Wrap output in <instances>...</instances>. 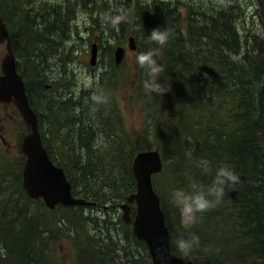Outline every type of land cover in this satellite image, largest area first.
I'll list each match as a JSON object with an SVG mask.
<instances>
[{"label":"trees","instance_id":"1","mask_svg":"<svg viewBox=\"0 0 264 264\" xmlns=\"http://www.w3.org/2000/svg\"><path fill=\"white\" fill-rule=\"evenodd\" d=\"M22 1L31 6L34 0H15L17 11ZM258 4V10L249 16L245 15L242 6L214 0L195 2L189 5L184 15L178 9L172 15L170 10L165 11L169 22L167 30L172 36L160 50L159 58L164 65L160 79L171 86V91L163 97L155 96L156 103L150 115L156 139L150 145L145 136L136 137L134 145L130 147V137L120 130L123 115L116 91L110 93L107 104L97 105L92 99L86 103L83 97L77 98L75 95L74 101L72 96L63 101L58 96L48 95L50 88H45L48 84L43 74L37 75L33 86L20 72L26 78L27 93L39 122V107L34 105L31 98L36 92L41 91L52 100V112L56 111L57 115L64 112L62 132L53 130L57 128L56 124L51 128L52 138H48L60 145L61 154L63 148L72 145L73 155L69 157L73 163L81 164L77 167V179L83 189H77L71 172L57 162L58 155L45 143V134L40 132L43 145L51 161L63 168L73 196L96 203V206H58L50 210L43 202V210H49L51 214L60 213L62 218L58 225L71 228L73 233V255L67 264L152 263L146 244L136 239L132 226H127L123 233L117 232L119 246L118 241L110 240V228L100 224L106 221L105 218L98 220L89 214L84 215V210L101 209L99 206L106 201V196L104 198L100 191L95 190L93 184L96 181L109 184L107 187L115 192L117 199L126 201L136 190L133 160L139 151L152 147L160 149L163 159V171L160 176L153 177V184L155 190L161 192L160 178L166 179L167 194L164 196L161 192L158 195L171 241L175 240L171 217H175L178 227H185L180 221L179 210L170 203L171 191L186 188L190 178L205 184L210 182L211 178L201 173L205 162L210 163L213 169L227 164L240 176L241 183L234 191H229L222 205L203 214L195 225L186 227L190 228L189 234L195 233L200 237V250L205 247L211 249L200 262L194 258L192 261L195 264H264V33L253 34L250 29L256 27L257 21L264 26V0H258ZM22 14L31 21L32 10H24ZM0 15L7 16L1 11ZM135 16L140 30L135 32L131 30L132 27L125 28L126 23L123 22V35L144 34L140 15ZM53 17L55 22H62L58 9H54ZM243 21L247 28L243 26ZM11 38L18 57L22 53L21 39ZM40 50L43 49L36 50V58L42 63L39 73H44L49 52L44 50L43 54H39ZM112 58L110 54L109 67L102 72L96 84H99L97 91L105 95L108 82L110 85L114 83L111 76ZM49 85L55 87L58 83ZM59 88L62 89V86ZM92 91L90 88L89 92ZM51 122L58 121L55 118ZM122 135L128 139L129 146L128 150L124 148L127 152L124 161L116 165L123 155V150L118 148L116 154L109 155L104 162L97 154L95 145L100 147L112 141L121 145ZM95 178L96 181H90ZM20 186L23 188L22 178ZM22 190L24 194L19 192L16 199L7 196L0 203V264H63L55 257L53 250L58 244V234L50 231L49 226L25 204L26 200H39H32L28 196L23 198L26 191L24 188ZM76 213L82 220L79 226L69 218L70 214ZM132 215H135V208ZM88 220L96 226L95 236L89 231L86 234L74 232L73 228H82ZM230 221V227L225 228ZM79 238L83 242L77 243ZM171 247L172 252L178 255L173 243ZM115 253H119V257Z\"/></svg>","mask_w":264,"mask_h":264},{"label":"rangeland","instance_id":"2","mask_svg":"<svg viewBox=\"0 0 264 264\" xmlns=\"http://www.w3.org/2000/svg\"><path fill=\"white\" fill-rule=\"evenodd\" d=\"M152 1L153 0H34L31 6H28V3L22 1L19 11H17V3L15 0H0V11L7 15H3V18L7 23L11 36H14L16 39H21L20 48L22 53L17 57L20 71L26 75L33 86L34 81L36 82L37 80L38 74H43L47 78L48 85L55 82L58 83L55 87L49 85V96H58L63 101L72 96L71 98L74 101L75 95L77 98L83 97V101L86 103L90 102L91 96L93 93H96L99 88V84L96 85L97 81L102 72L106 71L109 67V57L110 54L112 55L111 76L114 77V83L110 85V82H108L109 88L107 97L109 100L110 93L112 94L114 91L118 93L117 99L121 102V113L123 115V124L120 130L130 137L132 142L130 147H132L136 137L145 138V136H147L148 145H150V142L153 143L154 139H156L155 126L153 125L152 116L150 115V110L156 103L155 96H150L144 92L142 85L145 79L144 73L136 64V56L141 51H145L146 40L144 34L137 33L135 37L137 39L138 50L131 51L128 43V37L130 35H123L121 32V25L123 22L118 28L112 27L110 24L103 23L101 16L108 14L111 10L119 11L124 14L126 18L124 20L126 23L124 27H132L133 29L131 30L137 32L140 28L137 26L135 15H140L143 9H151L150 5ZM200 1L207 2L208 0H163L161 2L166 10H170L171 15L174 14L176 9L184 15L187 13V8L190 7L189 5H194L195 2ZM214 1L217 3H234L236 6H242L247 16L252 15L259 7L258 0ZM54 9H58L61 13L62 22L54 21ZM14 10L16 13H14ZM24 10H32L31 21L27 20L24 14H22ZM32 21H34V23ZM242 24L247 28L246 22L243 21ZM49 27L50 29H48ZM250 29L253 34L264 33V26L260 24L259 21L256 22V27H250ZM118 38L120 40H118ZM40 39L41 42H39ZM93 43H97L99 47V61L95 66L90 64L91 46ZM4 46H0L1 58L8 54V50ZM119 46L125 48L126 54L123 63L116 66L114 52ZM36 47L38 49H36ZM41 48L43 50H40L39 54H43L44 50L45 52H49L44 73H39L42 63H39V59L36 58V53L38 52L36 50ZM34 54L35 57H33ZM108 78L110 81L109 75ZM61 86L62 89L59 88ZM36 88L37 91H39V88ZM90 88L91 90L93 89V91L95 89V92L92 91L90 93ZM31 98L34 105L39 107L38 109L41 114L39 129L41 133L45 134L43 136L46 141L45 143L51 146L56 156H59H57V162L65 165L71 172L77 183V189H83V186H79L77 179V167H80L81 164L73 163L69 157L70 154L73 155V153H71L72 145L68 144L67 147L63 148L61 154L60 145L48 138H52L51 128L56 124H58V126L53 130L59 131L60 133L62 132L65 125L64 112H60L58 115L56 111L52 112V100L41 91H39V93L36 92L35 96ZM0 112H3L7 116L2 118L0 114V121L3 119V122H0V203H3L7 196L16 199L20 195L19 192L24 194L20 183L26 155L21 152V142L24 135L26 133L28 134L31 129L19 112H11L9 107H0ZM55 118L58 122L52 123V119ZM77 127L78 125L74 127L75 131ZM68 131L70 135V127H68ZM122 138L121 145L117 144L116 141L102 144L100 147L95 145L94 148L97 149V154L103 161L109 155H115L119 149L123 150V155L116 165H120V163L124 161V156L127 153L124 151V148L128 150L129 146L128 139L124 138V136ZM153 148L154 147L149 149ZM75 154L78 153L75 152ZM113 178L115 179V171ZM90 181H96V178ZM160 183L162 185L161 192L166 196L168 191L166 190V179L161 177ZM108 185L109 184L101 181H96L93 184V186H96L95 190L100 191L104 195V198L106 196V201L99 206L102 207L101 209L89 208L84 210V215L88 216L89 214L98 220H103L105 218L106 221L100 222V224L103 227L110 228L112 231L110 240L113 242L118 241L120 246L117 232L123 233L127 226L131 227V224H125L122 218L123 210L121 209V205L125 201L122 202L120 199H117V195L111 188L107 187ZM161 192L157 191L158 194H162ZM24 197L28 198L26 193L23 198ZM88 202L94 203L92 201ZM25 204H28L30 210L49 226L50 231H56L59 240L57 242L58 244L53 247L55 257L63 264L69 263L73 255V249L71 247V244H73V233L71 228L67 229L66 226L58 225L59 219L62 218L61 214H51L49 210H43L42 200L31 202H27L26 200ZM94 206H96V203H94ZM77 214L78 213L70 214L69 218L72 223L79 226L82 220L77 217ZM171 218L175 229V239L180 237L186 238L189 235L190 228L178 227L177 222L174 221L175 217ZM230 224L231 221L229 225L226 224L225 228L230 227ZM95 229L96 226H94L90 220H88L82 228H73L74 232L78 231L86 234L89 231L94 236L96 235ZM76 242L81 243L83 239L79 238ZM104 244H106V242H104ZM235 245L237 246L236 242ZM115 255L119 257V253H115ZM205 256L206 254L198 249L192 253L191 259L194 258L197 262H200Z\"/></svg>","mask_w":264,"mask_h":264},{"label":"water","instance_id":"3","mask_svg":"<svg viewBox=\"0 0 264 264\" xmlns=\"http://www.w3.org/2000/svg\"><path fill=\"white\" fill-rule=\"evenodd\" d=\"M108 14L112 16L121 15L120 12L114 10ZM141 17L146 38L155 27H160L162 30L167 29V18L160 5H155L153 12L143 10ZM5 41H7L8 54L2 63L0 102L14 101L24 121L31 129L23 137L21 143V151L27 158L23 169V188L29 198L33 200L43 199L45 205L51 210L61 204L64 206H94V203L72 196L71 186L63 169L54 165L43 146L38 116L29 104L23 78L17 71L11 38L3 18L0 17V44ZM128 41L131 51L137 50L135 38L130 37ZM148 48L149 45L146 44V50ZM125 53L124 47L116 48L114 59L117 66L124 61ZM158 60L163 65L159 57ZM97 61L98 45L94 43L90 64L95 66ZM162 170L163 160L158 147L155 150L137 153L132 164L136 191L128 196L126 202L121 205L122 218L125 224H132L136 239L145 242L152 264H161L157 251L159 248H163L166 254H170L171 264H193L192 260L179 259L172 253L170 230L166 224L160 197L153 185V176L160 174ZM132 206L136 207L134 218L131 215Z\"/></svg>","mask_w":264,"mask_h":264},{"label":"clouds","instance_id":"4","mask_svg":"<svg viewBox=\"0 0 264 264\" xmlns=\"http://www.w3.org/2000/svg\"><path fill=\"white\" fill-rule=\"evenodd\" d=\"M101 20L103 23L118 28L124 22V17L104 14L101 16ZM171 36L172 33L167 29L153 28L146 38L149 48L136 56V64L143 71L145 77L142 82L144 92L150 96L163 97L171 91V86L160 81L164 66L158 62L160 50L168 44ZM91 99L97 105L108 103V97L102 91L94 93ZM201 173L209 176L210 182L205 184L190 178L186 188H176L170 193V203L179 210L180 221L185 227L195 225L203 214L222 205L229 191H234L241 183L240 176L227 164L213 169L210 163L205 162L201 167ZM173 245L178 254L177 258L185 261H190L192 253L201 249L200 237L195 233H190L186 238L175 239ZM157 251L161 264H171L170 254H166L163 248H159ZM202 251L208 254L211 249L205 247ZM216 251L219 252V249Z\"/></svg>","mask_w":264,"mask_h":264},{"label":"flooded vegetation","instance_id":"5","mask_svg":"<svg viewBox=\"0 0 264 264\" xmlns=\"http://www.w3.org/2000/svg\"><path fill=\"white\" fill-rule=\"evenodd\" d=\"M161 1H163V0H161ZM161 1H158V0H156V1H152L151 2V9H148V10H150V11H152L153 12V10H154V6L156 5V4H159L161 7H162V9H163V11L165 12L166 11V9H165V7H164V5L162 4V2ZM144 10V9H143ZM165 15H166V12H165ZM166 17H167V15H166ZM167 20H168V18H167ZM168 24H169V22H168ZM10 36H11V34H10ZM135 39H136V37H135ZM11 42H12V38H11ZM136 43H137V40H136ZM5 46H4V45ZM13 44V43H12ZM0 46H4V47H6L7 46V41H5L4 43H2V44H0ZM137 50H138V46H137ZM15 54H16V52H15ZM4 57H5V55H4ZM4 57L3 58H1L0 57V76H2L3 75V72H2V62H3V59H4ZM17 57V56H16ZM0 107H9L10 108V110H11V112H19L18 111V109H17V107H16V105H15V103H14V101H11V102H9V103H3V102H0ZM0 114H1V116H2V118L4 117V116H6V114H4L3 112H0ZM20 114V113H19ZM7 117V116H6ZM1 123L3 122V119H1V121H0Z\"/></svg>","mask_w":264,"mask_h":264},{"label":"bare ground","instance_id":"6","mask_svg":"<svg viewBox=\"0 0 264 264\" xmlns=\"http://www.w3.org/2000/svg\"><path fill=\"white\" fill-rule=\"evenodd\" d=\"M203 9V8H202ZM240 33V32H239ZM241 35V34H240ZM242 35H243V33H242ZM246 35V34H245ZM251 37V36H250ZM244 38V37H243ZM243 41V40H242ZM50 42V41H49ZM53 42H55V41H53ZM248 45V44H247ZM252 46V45H251ZM50 47V46H49ZM254 47V46H253ZM245 48H246V46H245ZM251 48V47H250ZM247 49H248V47H247ZM254 49V48H253ZM246 50V49H245ZM254 52V51H253Z\"/></svg>","mask_w":264,"mask_h":264}]
</instances>
